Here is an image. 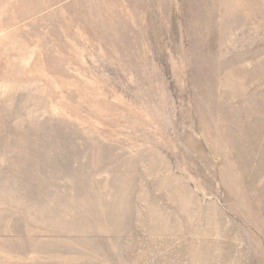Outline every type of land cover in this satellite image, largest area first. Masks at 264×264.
Instances as JSON below:
<instances>
[{"label": "rangeland", "instance_id": "374dc122", "mask_svg": "<svg viewBox=\"0 0 264 264\" xmlns=\"http://www.w3.org/2000/svg\"><path fill=\"white\" fill-rule=\"evenodd\" d=\"M0 264H264V0H0Z\"/></svg>", "mask_w": 264, "mask_h": 264}]
</instances>
